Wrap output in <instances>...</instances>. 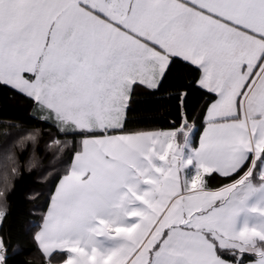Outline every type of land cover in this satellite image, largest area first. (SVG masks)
Returning a JSON list of instances; mask_svg holds the SVG:
<instances>
[{
  "label": "snow or ice",
  "instance_id": "snow-or-ice-1",
  "mask_svg": "<svg viewBox=\"0 0 264 264\" xmlns=\"http://www.w3.org/2000/svg\"><path fill=\"white\" fill-rule=\"evenodd\" d=\"M0 94V264H264V0H0Z\"/></svg>",
  "mask_w": 264,
  "mask_h": 264
},
{
  "label": "trees",
  "instance_id": "trees-1",
  "mask_svg": "<svg viewBox=\"0 0 264 264\" xmlns=\"http://www.w3.org/2000/svg\"><path fill=\"white\" fill-rule=\"evenodd\" d=\"M172 89L168 85L160 94L159 98H150L140 95L137 97V103L134 110L128 117V128L130 130L137 128H162L174 119L173 105L175 101L168 97L171 95ZM199 101V97H193V104ZM25 105L19 101L9 98L7 94H0V112L8 113L9 115H23ZM56 145H52L48 151V160L46 164L50 163L56 156ZM57 167H60L59 163ZM216 178L211 181L213 186H219L225 178L219 177L218 174H213ZM10 187V184H9ZM38 185L35 183V177L24 175L22 179L16 181L15 192L10 197L12 216L9 219V226L14 230L18 229L20 225L27 220V213L31 208V204L26 197ZM46 191V190H45ZM26 255L31 257L34 264H43L39 253L32 251V246L29 243L26 249Z\"/></svg>",
  "mask_w": 264,
  "mask_h": 264
}]
</instances>
